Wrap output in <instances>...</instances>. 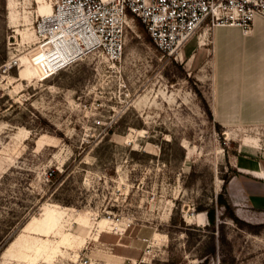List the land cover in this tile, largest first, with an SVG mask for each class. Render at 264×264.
Wrapping results in <instances>:
<instances>
[{"label":"rangeland","instance_id":"rangeland-1","mask_svg":"<svg viewBox=\"0 0 264 264\" xmlns=\"http://www.w3.org/2000/svg\"><path fill=\"white\" fill-rule=\"evenodd\" d=\"M52 6L0 0V264H264V28L47 76Z\"/></svg>","mask_w":264,"mask_h":264},{"label":"built area","instance_id":"built-area-1","mask_svg":"<svg viewBox=\"0 0 264 264\" xmlns=\"http://www.w3.org/2000/svg\"><path fill=\"white\" fill-rule=\"evenodd\" d=\"M53 6L52 15H38L35 32L38 41L56 37L67 61L46 68L47 76L91 54L116 64L125 54L128 26L136 19L169 55L179 53L204 29L251 31L257 19H264V0H53Z\"/></svg>","mask_w":264,"mask_h":264},{"label":"bare ground","instance_id":"bare-ground-1","mask_svg":"<svg viewBox=\"0 0 264 264\" xmlns=\"http://www.w3.org/2000/svg\"><path fill=\"white\" fill-rule=\"evenodd\" d=\"M53 11H54V6H52L51 9L47 11V13L46 12L43 13V16H50L52 15ZM45 45H49L47 50L43 51V53L45 52L44 61L48 68L54 69L59 64H62L63 62L65 63L67 61V56L65 55V51L63 50L62 46L60 45V42L56 39V37H53L52 40H50V42H46ZM57 56L58 58L63 56L64 58H61L63 61L61 60L57 62L58 58H55Z\"/></svg>","mask_w":264,"mask_h":264},{"label":"crops","instance_id":"crops-1","mask_svg":"<svg viewBox=\"0 0 264 264\" xmlns=\"http://www.w3.org/2000/svg\"><path fill=\"white\" fill-rule=\"evenodd\" d=\"M234 28H240V27H234ZM264 28V19H257L255 22V25L252 29V31L258 30V29H262ZM241 29V28H240ZM242 30V29H241ZM257 175L262 176L263 177V172L262 170H258V172H255Z\"/></svg>","mask_w":264,"mask_h":264},{"label":"trees","instance_id":"trees-1","mask_svg":"<svg viewBox=\"0 0 264 264\" xmlns=\"http://www.w3.org/2000/svg\"><path fill=\"white\" fill-rule=\"evenodd\" d=\"M227 186H228V183L226 182L225 183V188H227ZM224 200V201H223ZM221 202H222V205H228V203H227V201L225 200V199H223ZM232 217H234L235 219L237 218L235 215H234V212L232 213ZM210 219H211V221L212 222H214L215 221V213H214V211L213 212H210Z\"/></svg>","mask_w":264,"mask_h":264}]
</instances>
